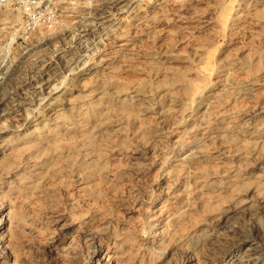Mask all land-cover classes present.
<instances>
[{
  "label": "rangeland",
  "instance_id": "rangeland-1",
  "mask_svg": "<svg viewBox=\"0 0 264 264\" xmlns=\"http://www.w3.org/2000/svg\"><path fill=\"white\" fill-rule=\"evenodd\" d=\"M0 231V264H264V0H0Z\"/></svg>",
  "mask_w": 264,
  "mask_h": 264
},
{
  "label": "bare ground",
  "instance_id": "bare-ground-1",
  "mask_svg": "<svg viewBox=\"0 0 264 264\" xmlns=\"http://www.w3.org/2000/svg\"><path fill=\"white\" fill-rule=\"evenodd\" d=\"M4 230H5V229H4ZM0 232L2 233V231H0ZM2 242H3V241H0V247L2 246V244H1Z\"/></svg>",
  "mask_w": 264,
  "mask_h": 264
}]
</instances>
